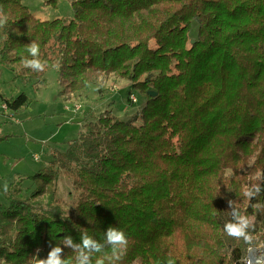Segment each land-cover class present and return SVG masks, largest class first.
<instances>
[{
  "label": "trees",
  "instance_id": "trees-1",
  "mask_svg": "<svg viewBox=\"0 0 264 264\" xmlns=\"http://www.w3.org/2000/svg\"><path fill=\"white\" fill-rule=\"evenodd\" d=\"M67 1L73 16L49 20L22 0H0L8 18L0 66L23 84L55 68L63 100L111 77L145 102L128 118L106 109L87 120L29 177L31 187L20 179L1 188L0 264H35L57 245L76 264L78 250L62 238L79 245L87 232L103 243L109 226L128 239L117 264H179L168 248L175 233L183 254L199 245L214 264H246L248 247L264 243V177L252 182L257 195H243L252 187L246 177L264 171V0ZM31 42L47 62L43 71L22 64L33 59ZM1 100L13 114L31 104L25 93ZM63 178L71 215L59 195ZM233 210L251 218L250 244L224 233L236 222ZM110 253L105 245L92 264H109Z\"/></svg>",
  "mask_w": 264,
  "mask_h": 264
},
{
  "label": "rangeland",
  "instance_id": "rangeland-1",
  "mask_svg": "<svg viewBox=\"0 0 264 264\" xmlns=\"http://www.w3.org/2000/svg\"><path fill=\"white\" fill-rule=\"evenodd\" d=\"M22 2L36 17L42 19L51 20L58 17L70 18L73 16L71 5L67 0H55V2H52V0H22ZM195 32L192 30V37L196 36ZM0 77L1 80L11 78L7 68L0 66ZM44 79L45 84L39 86L37 90L32 84H21L19 80L15 82V87L19 89V92H25L31 100L30 106L19 114L8 118L3 115L0 108V121H2L0 136L7 135L6 139L0 140V193L5 181L9 185L22 179L21 184L23 187H31V180L25 178L31 174L33 175L34 169L26 166V161L33 165L38 164L34 163V152L43 154L50 150L64 151L69 140L77 138L80 134L81 125L87 120L93 119L106 109H111L113 114L119 118H128L138 112L145 102V97L138 90L129 87L122 89L120 86L122 87L126 82L120 83L118 81L121 80L110 77L102 84L90 85L85 88V90H88L86 94L79 95L82 98V101L79 102L81 108L74 112L75 104L58 96L59 84L56 69L48 70L44 75ZM109 82L118 85L108 84ZM4 92L10 94L7 90ZM129 92L136 96L138 100L136 104L131 103ZM12 94H16V92ZM77 100H79L78 97ZM87 115L89 116L84 120ZM16 120L21 121L16 123ZM81 121L82 124H79ZM263 135L264 132L261 136L263 137ZM254 181H258L255 176H247L245 184L250 183L252 186ZM58 186L59 195L68 202L65 204L63 212L71 215V209L68 205L74 200V197L70 190L69 181L63 178ZM0 200H2L1 194ZM200 230L203 234L208 233L205 226H202ZM183 244L182 234L175 233L168 239L169 252L182 258L179 264H198L197 261H201V264H214L213 255L205 253L202 246L197 245V248L193 247L192 250L186 246L184 249L186 252L183 254ZM259 248H262L263 251L255 258L264 261L263 242L248 247L245 260L252 250ZM133 264L139 263L134 262Z\"/></svg>",
  "mask_w": 264,
  "mask_h": 264
},
{
  "label": "clouds",
  "instance_id": "clouds-1",
  "mask_svg": "<svg viewBox=\"0 0 264 264\" xmlns=\"http://www.w3.org/2000/svg\"><path fill=\"white\" fill-rule=\"evenodd\" d=\"M7 16L0 13V27H4L7 22ZM27 52L33 59H24L22 64L24 67L29 68L33 71H43L46 61L38 59L39 56V45L35 42H31L27 48ZM264 177V171H258L255 175V179H261ZM9 190L8 182L5 181L3 184V191L7 193ZM260 192L259 185L253 184L251 188L245 187L243 195L246 198H251ZM256 207V206H254ZM231 215L234 217L236 222H228L224 225V233L235 239L243 238L245 243L250 244L251 238L246 233L245 229L250 226V220L248 217L241 215L239 212L233 210ZM62 243L66 246H71L78 250L76 257V264H92V256L94 253L104 252L105 245L111 250L110 255L105 254L109 260V264H117L123 256L126 254L128 239L125 232L117 227L109 226L103 238V243L94 240L87 232L81 233V243L79 245H73L70 237L64 236ZM62 248L58 245L53 247L46 259H36L35 264H71L67 259L61 258ZM248 264H253V258L251 256L246 257ZM95 264H104V260L97 258ZM167 264H173L172 260H169ZM255 264H264L260 258H255Z\"/></svg>",
  "mask_w": 264,
  "mask_h": 264
},
{
  "label": "crops",
  "instance_id": "crops-1",
  "mask_svg": "<svg viewBox=\"0 0 264 264\" xmlns=\"http://www.w3.org/2000/svg\"><path fill=\"white\" fill-rule=\"evenodd\" d=\"M10 73V72H9ZM10 75H11V78H9V79H4V80H1V77H0V108L2 109V112H3V115H5V116H7L8 118L9 117H13V116H15V114H13L10 110H6V109H4L3 108V105H5L4 103H3V101L1 100V96H5L6 98H8V97H15V96H17V95H19V94H21V93H25V92H19V89L17 88V87H15V82L18 80V79H16V78H14L13 77V75H12V73H10ZM12 82V83H11ZM21 84H23L21 81H19ZM118 82H120V83H122V82H126V83H124L123 84V86L121 87L120 85V88H127V87H129L130 88V83L128 82V81H123V80H121V81H118ZM45 84V79H43V81L42 82H39V83H32V85H34V87L36 88V90L39 88V86H42V85H44ZM108 84H114V85H118V84H116V83H114V82H109ZM118 86V87H119ZM9 91V95L7 94V93H5L4 91ZM58 90H59V86H58ZM88 90H85V89H83L82 91H80V92H77V93H75L70 99H69V101H71L72 103H74V104H79V102H81L82 101V98H80L79 97V95L80 94H86V92H87ZM14 92H16V94H12V93H14ZM26 94V93H25ZM76 95V96H75ZM77 97L79 98V100H77ZM138 102V101H137ZM133 104V103H132ZM131 104V105H132ZM136 104V103H135ZM89 115H87L86 117H88ZM20 121L21 120H16L15 122L16 123H20ZM1 124H2V121H0V127H1ZM79 124H82V121H81V123H79ZM70 141V140H69ZM44 152V151H43ZM51 152H52V150H50L49 152H44L43 154L42 153H39V152H34V154H33V160L35 161H33V160H31V161H33L34 163H38V164H36V165H33L32 163H30L29 161L27 162L26 161V166H28L29 168L31 167V169H34V172L33 173H35L36 171H38L39 169H41L44 165H46L48 162H50L51 160H52V157H51ZM30 176H32V174L31 175H29V176H27L25 179H27V178H29Z\"/></svg>",
  "mask_w": 264,
  "mask_h": 264
},
{
  "label": "built area",
  "instance_id": "built-area-1",
  "mask_svg": "<svg viewBox=\"0 0 264 264\" xmlns=\"http://www.w3.org/2000/svg\"><path fill=\"white\" fill-rule=\"evenodd\" d=\"M129 99L131 100L132 103H136L138 101L137 98H136V96L134 94H132V93H130ZM3 108L6 109V110H8L7 107H6V105H3ZM80 108H81V105L76 103L74 105V112H76ZM245 262H246V264H248L247 259L245 260Z\"/></svg>",
  "mask_w": 264,
  "mask_h": 264
},
{
  "label": "bare ground",
  "instance_id": "bare-ground-1",
  "mask_svg": "<svg viewBox=\"0 0 264 264\" xmlns=\"http://www.w3.org/2000/svg\"><path fill=\"white\" fill-rule=\"evenodd\" d=\"M262 251H263L262 248H259V249L252 250V251L250 252L249 256H251V257L253 258V263H255L254 258H255L256 256L260 255V254L262 253ZM249 256H248V257H249ZM247 261H248V259H247Z\"/></svg>",
  "mask_w": 264,
  "mask_h": 264
},
{
  "label": "water",
  "instance_id": "water-1",
  "mask_svg": "<svg viewBox=\"0 0 264 264\" xmlns=\"http://www.w3.org/2000/svg\"><path fill=\"white\" fill-rule=\"evenodd\" d=\"M151 96H155L156 93L154 91H148Z\"/></svg>",
  "mask_w": 264,
  "mask_h": 264
}]
</instances>
